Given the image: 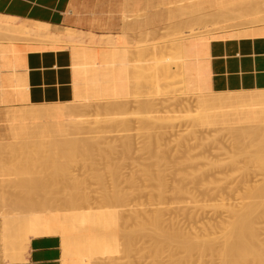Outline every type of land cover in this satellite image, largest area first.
I'll return each instance as SVG.
<instances>
[{
    "label": "rangeland",
    "instance_id": "obj_1",
    "mask_svg": "<svg viewBox=\"0 0 264 264\" xmlns=\"http://www.w3.org/2000/svg\"><path fill=\"white\" fill-rule=\"evenodd\" d=\"M216 1L217 0H145L144 9H140L139 11H137V9H129V11L124 12V16L130 18L129 23L131 24L119 29L115 35L103 36V38L108 37L107 42H110L114 41L116 39V36L119 37V34L125 33L129 41H127V43L124 42V44L122 42L120 46H128L132 50V56L130 55V58L132 60L130 61V64H132V74L128 75L129 78H124L125 80L122 79L124 82H121L120 79V85L122 83L125 84L121 85L123 86L124 90L122 89L121 91H119L117 95H112L113 97H108L109 94H112L111 91H108L110 92L109 94L107 93L108 96L106 98H102V90L98 91L96 88L90 89L84 83L79 82L80 80L82 81L87 78L92 80L95 87L98 86V81L97 79H95V76H92V73L87 70V67H95L97 66L96 64L84 63L79 65L73 63L76 95L74 100L72 101H84L89 102L93 105L89 106V108L92 109L90 113L91 115L93 114V116L88 115L89 119L88 117H86L87 115L85 117L87 120L86 124H89L88 126L91 125L92 127H95H90V129L84 130L85 132L76 133L77 135L79 134L78 138H76V134H70H74L73 137L76 136V140L85 136H87L86 138H88V136L91 137L89 138L90 141H86L87 139L85 140L84 138V140L86 142H89V144L92 143L91 140L95 137L101 140L103 139L104 143L100 142L101 140L97 141V139L95 138V142L100 143L94 146H92L93 144H90L91 149L95 150L93 151L94 156L92 157V159L90 158L89 161L88 159L84 160L82 158H79L78 161H75L71 164L72 167H70L72 168V172L74 171V174L77 173L80 178H83V180L79 184L83 192L87 193V195L85 193L87 198L81 205L77 206L76 208L72 207V209H68L67 207H65L67 208L66 210H64L65 208L61 209V207H64L63 200L64 198L66 199L68 197L67 194L72 191L69 192L68 190H66L67 192H64L62 190L64 193L60 192L62 193L61 196L60 193H58L61 189H64L62 188L63 177L60 176V174H58L59 171H57V167L59 168L60 163L55 159L54 164L56 161L58 162L55 164L56 170H54V164L52 165V162H49L50 166H54L53 168H51L55 171V173L57 171L56 176L53 175L55 176L54 178H56V180L52 177V174H55L54 171H52L53 173H51V171L45 170V167L47 166L46 161L51 158L50 152H58V150L54 151L52 147L56 149L60 147L62 149L65 138L67 139L70 134H59L60 139L62 138V136H65L63 137V140L61 139V141L60 139H57V135L56 139L58 141L56 140V144H51L50 142L41 144L42 146H48L49 144V149H52L54 152L50 151L48 147L46 149V146L35 148V150L45 148L46 152L49 151L47 153H43L46 156L45 160V156L43 155V158L41 156L42 153L40 154L41 151H35L33 149L35 146H39L40 144L37 145L36 143H34L35 141H32L31 144H24V140L22 138L13 137L10 130L11 124L21 121L19 115H12V111H15L16 109L20 110L32 108V106H30L29 104L21 102V99L24 96L25 79L23 75L19 73L17 74L16 70L18 67L24 65L25 56L28 52L27 47L34 46L35 44L37 45L39 42L25 37L21 38L18 41V39L20 38L18 36L17 40H9L12 36H10L9 39H6L3 33L2 35L4 36L0 35V100L2 102L0 103V149L4 151L3 153H0V155L2 156L1 159H5L4 161L9 165L8 170L6 168L2 174V170H0V179H3V183L0 184V230L6 243L8 242V244H10L11 242L8 239V234H5L7 228L5 229L6 226L4 227L5 217H3V215L11 216L18 209L20 211H18L19 213L17 212L18 214H26L28 212L30 213V211L32 212V210H30L29 207H31L33 211L53 207L49 209H53L54 211L58 210L57 212L59 213L61 212L62 214H69L72 216L83 215L86 212L95 213L97 216L102 213L110 215L108 220L103 221V226L105 227V230H110V232H114V230L116 229L114 235L115 233L117 235L119 234L118 237L115 236L118 239L114 237L116 239V242L113 238L114 242L112 244H105V242H101L104 244L101 248H99L100 246L98 247V245H94L96 246L94 249H92L93 247H90L89 251H84L85 253L83 252L81 254L80 252H78L79 254L77 253V255L73 252L75 255H72L71 257V259H74L72 264H74V262H81V264H222L223 261L224 264L225 259L221 255L222 251L219 248L222 245L223 240V237L221 236L223 234V226H226V224L229 223V220H232L234 217H238V215L233 216V213L229 211L228 206L230 204H233L236 212L240 213V200L242 199V203L244 204L243 216L246 222L252 223L254 226H258L262 231H264V194L259 195L257 193V189H259L260 186L264 185V89L254 91H234V100H232V102L228 104V107H226V110L224 112L220 113V117H218V120H216L218 123L210 120L214 123L213 124L209 122V120L202 118L204 110L203 108H200V106L201 104H203V102L201 103L200 101H202V99L198 97V93L201 94L202 92H200L199 89H195L197 86H193L194 84L192 85L189 78H186L187 74L165 73L160 68V65H172L175 63V61L179 63H185L183 62V59L179 58V56L184 53L178 52V50L174 49L171 44L174 41H178L186 37V34H188L189 32L187 24L189 25L191 23L190 26H192L193 21H195L196 25L198 26L197 22H200L202 25H206V22L210 23L212 22L211 20H220V18H217V16L211 15L213 17H209V13L211 14V12L213 11L216 12L219 9L220 11L225 12V10L221 9L228 5V1L225 0L226 4L224 3V0L219 3ZM245 1L246 0H232V2L229 1L230 3L228 6L230 7V5L237 3L236 6L238 7V4H242V2L245 4ZM247 1H249L247 2V4L250 3V0ZM252 1L253 0H251V2ZM255 1H257L258 6L256 4H253V6L254 8L258 9L251 8L252 4L250 3L248 5L250 6L249 10H247L248 8L240 10V8L238 7L239 12H244L247 10V13L252 12L250 14L251 16L255 14V17L257 19L259 18V16L264 17V1ZM255 1L253 2L255 3ZM222 2L225 5L221 4L219 6V4ZM236 6H234L233 8H236ZM239 6L241 7V5ZM229 7H227L226 10H229ZM231 8L232 6L230 7V9ZM202 11H204L203 13L209 12L207 13L206 18L211 20L208 21V19L206 18L204 20L205 16H203L202 18H198L200 14H202ZM237 11L233 9L234 13L232 12V15H238L237 17H233L232 15H230L231 13L229 10V15L233 18L228 16V14L226 13L228 17L226 16L224 19L227 18L228 21L223 19L222 25L219 20L217 21L219 22L221 27H226L224 28V30H227V32L225 31L224 33L225 37L235 36L234 34L231 35V31L233 33L235 29H243L248 25L242 27L240 23L251 21V19L249 20V18L251 17L249 16V14L245 12L244 14L242 12V15L239 16V14L241 13H238ZM256 12L259 15H256ZM224 14L223 16H221V18L224 17ZM153 15L155 16V20H152L151 18ZM196 15L197 17H195ZM189 17L191 18V22L188 21L190 20ZM229 17L230 20L228 19ZM254 18L252 19L254 20ZM201 19H203L204 22L206 21V24H203V22H201ZM184 20L188 22L185 23ZM216 21L215 23H213L215 27L220 26L216 23ZM230 21H235L236 23L234 22L233 24L237 26L232 27L233 24H230ZM153 23L155 24V26H153ZM175 23L177 25H175ZM183 23L186 25H184ZM200 23L199 25H201ZM263 23L264 21L259 22L253 27L263 25ZM196 25L194 24V27H197ZM68 33L73 34L74 31L70 29ZM216 33H218V31H216ZM15 35L16 34H14L13 38L16 37ZM128 42L130 43L128 44ZM12 43H14L15 45H13ZM93 58H91V60ZM96 60L101 61L100 59ZM122 63L125 64V62ZM122 63L118 62V64ZM142 65H144L146 69H144ZM138 66H140V70L137 69V71H135ZM7 68L12 69V74L9 76L4 74V70ZM103 74L105 76L107 72H104ZM116 81L118 80H115L114 82L116 83ZM224 92L227 93V91ZM208 93H210V91H208ZM200 94L199 96L201 97ZM168 97L173 98L168 99ZM164 98H166L165 101H163ZM180 99L182 100V103L188 104L182 105L180 103ZM185 99L187 100L186 102ZM168 100L171 102L173 100L174 101L172 103H168ZM143 101H145L146 103H148L149 101L151 104L152 102H154V105H150V107V103L145 104ZM101 102L102 105L105 102V105L109 104V106L106 107L102 106L105 109L109 108L106 109L107 111L102 110V107L99 104ZM120 103L122 105H125L124 108L122 105H120ZM142 103H144L146 106L148 105L146 109L147 111L144 110L145 108H142L143 105L140 106ZM111 105H113L112 107L115 106L116 108L119 105V107L123 109H120L118 107L119 110L114 108L112 109V111L110 110ZM186 105L189 106L187 107ZM98 106L99 108L101 107L100 109L102 111H105L106 113L98 109ZM44 107L49 106L44 105ZM184 107L187 109H185ZM189 107L191 108L189 109ZM125 108H127L126 111ZM97 109L104 115L100 116L98 122H93V120L97 121V119H95V117H97L95 116L97 115L95 112L97 111ZM108 111H110V114ZM20 113L21 112H19V114ZM159 117H161L162 119ZM90 118L92 119V121ZM125 118L127 121L122 122L123 120H125ZM149 120H151L152 122ZM85 121H83L84 125H86ZM126 123L128 124V126L126 125ZM114 124L116 127L119 125L117 127V129L119 128L118 130H114V128H116ZM88 130L89 133L90 131L92 133L89 134L88 132H86ZM92 134H94V136ZM118 134L121 137H124L123 134H126L127 136L125 135L124 138H121V141V139L118 138ZM150 137H152V139ZM75 138H73V140ZM125 138H130L129 140L132 143H124ZM201 138L202 141H200ZM131 139H133L134 141ZM9 140L12 142L11 145L14 142V146L17 145L18 147L30 144V146L28 145L27 148L30 147L29 149H31L32 146V151H34L33 154H35L33 155L31 153L32 156L29 157L30 159L24 158L23 161L20 160L23 159V157L21 158L17 155L14 156V153H10L13 145H9ZM17 140L18 142L20 141L18 144H16ZM81 140H78L77 146L80 145L81 147V145H83L84 149L87 144L79 143ZM84 140H82V142ZM112 143L114 144L112 145ZM123 143L125 144V149L127 150L123 149ZM57 144L58 146H56ZM6 146L10 150H8ZM191 146H193V148H191ZM80 147L78 146L79 150L81 149ZM24 148H26V146ZM60 148L59 153L61 152ZM88 148H90V146H88ZM100 150L102 153H104H99ZM123 150L125 154L123 153ZM126 151L128 153H126ZM164 152L166 153L167 158L163 160L158 155H161L160 153ZM4 153H6V156H3ZM59 153H57V155ZM111 153L113 154V156L110 155ZM230 153L235 157L234 165L230 166V164L228 163L222 166V170L220 168V170H218V166H215L211 163L212 160H220V162L224 160V163L226 161L228 162V159L231 160L232 157V155H228ZM28 154L23 156L27 157ZM107 154L110 157H107ZM38 155L41 156L42 159ZM54 155L56 154L54 153L51 159L54 158ZM112 157H114V159ZM95 159L97 161L96 165L94 161ZM17 160H19L20 163ZM107 160L111 161L107 162ZM15 161H17L18 164ZM92 161L94 163H92ZM13 162L15 163L13 164ZM23 164L27 167L23 166ZM92 164H94L96 167ZM49 165L47 166V168L49 167ZM51 168L49 167L50 170ZM109 169H114L115 174L116 172L119 173L116 174L117 176H115V181L113 180L114 175L112 174L111 176L112 172ZM147 169H150L149 171L151 174L152 172L155 174L161 172L166 179V184L161 186L155 178H152L150 173L146 174L148 173ZM95 171L102 172L101 174L104 175L103 177H105L103 178L104 181L101 180L100 182V180L94 177L93 174L95 173ZM48 172H50V176H48ZM79 172L82 174H79ZM44 174H48L47 176L49 177V179H51L52 177L54 179V181L53 179H51L53 183H55V181L59 182L62 179L60 181L61 183H55L56 185L61 184V187H57L58 190L55 191L56 189L54 187H56V185L52 184L54 190L51 185L52 189L49 188V190L47 189L46 191H44L45 194L49 191V193L47 194L50 196H45L44 193L40 192L37 193L34 197L35 193H32L34 197L33 199L32 195L28 196L30 194L28 190H25V185L30 184L36 179H40V177H42ZM57 174L58 177L60 176L59 180ZM132 178H134V182H132ZM1 181L2 180H0V182ZM115 184L117 185V187H115ZM14 191L16 192V194L14 193ZM26 191H28V195H26ZM50 191L51 194L53 193L52 195L50 194ZM22 192H24L25 195H23ZM57 193L59 196L57 195ZM105 193H109V195L117 193L119 194V198L114 200L113 202L106 203L103 200ZM11 195L14 196L10 198ZM39 195L41 199L39 198L40 202L38 203H41L42 206L44 203H42V201L46 200L47 197V200L44 204L45 208H42L41 205L39 206L40 208H38V204H36L35 198L39 197ZM63 195L66 197H64ZM24 196L26 198H30L29 201H31V203H28V199L25 202L23 199ZM55 196L60 198L58 199ZM18 197H21L19 200L21 201L23 199V202L28 204L29 207L27 208L28 205L22 204V201V205L20 204V201H18L16 203L17 205H19L16 206L15 201L18 200ZM50 198H52V200ZM48 199L52 204L48 203ZM58 200L61 201H59L58 203ZM32 201L35 202V206L38 209H35L36 207H32L31 204H34L32 203ZM62 201L63 205L61 204ZM8 202H10V204ZM58 204L59 206L60 204L62 205L60 206V209L58 207ZM225 204L228 206H226ZM8 205L11 206V208H8ZM56 206L58 207V209ZM248 207H252V210L253 207L256 208L254 212L252 211L251 213L249 212ZM22 208L25 209L23 210ZM113 215L118 216L119 219L116 221L118 224L114 223V221L112 220L111 217ZM156 216L160 218L161 223V232L159 233V235H156V233H154L152 225L147 224L149 218ZM227 219L228 221H226ZM226 229L224 230L226 231ZM125 230L132 231L135 234V238H133V241L131 239L132 244L130 245L129 249L126 247V245H128L129 247V244H127L128 242L124 244V241L126 239L124 237ZM174 230H180L184 235L189 236L190 239H193V241L195 242L197 241V244L199 243L200 245H204L205 242L213 240L212 242L215 248H205V251H201L202 249L193 251L192 249L188 248L190 251H186L187 247H183V245H187V238L176 240L167 237V234L170 231ZM261 237H263L262 240L254 239L250 241L249 238L246 237L243 241L239 242V252L241 253L240 255H238L235 264H264V232L262 233ZM15 239L17 240V238L15 237L12 243L14 242L16 244ZM190 239L188 238V241H190ZM191 243L193 242L191 241ZM117 244L119 245V247L117 246ZM64 264L71 263H66L64 261Z\"/></svg>",
    "mask_w": 264,
    "mask_h": 264
},
{
    "label": "bare ground",
    "instance_id": "obj_2",
    "mask_svg": "<svg viewBox=\"0 0 264 264\" xmlns=\"http://www.w3.org/2000/svg\"><path fill=\"white\" fill-rule=\"evenodd\" d=\"M221 1H223V0H217L216 2H221ZM228 1V5H229V1H231L232 2V0H227ZM253 1H255V0H253ZM252 1V2H253ZM260 1V0H259ZM258 1V2H259ZM264 1V0H263ZM215 2V3H216ZM226 1L224 0V3H225ZM235 2V1H234ZM233 2V3H234ZM244 2V1H243ZM242 2V4H244ZM247 2H249V1H245V4H246V6H245V4L244 5H242L241 3L240 4H238V7L240 8V10L241 9H247V10H249V7L250 6H248L250 3L252 4L251 6V8H254V6H253V4H256L257 6H258V3H257V1H255V3L253 2H251V0H250V3H248L247 4ZM261 2V1H260ZM214 3V4H215ZM223 2L222 3H220L219 4V6L221 5V4H223V5H225ZM217 4V3H216ZM211 5H212V3H211ZM228 5H226L227 7H229ZM236 6L237 5V3H235V4H232V5H230V7L232 6V10L230 9V7H229V10H230V15H232L234 12H233V9H235V11H237L239 8L236 6V8H233L234 6ZM239 5H241V7H243V8H241ZM259 5H260V3H259ZM215 6V5H214ZM223 7V8H225V9H221V10H225V12L224 11H220V9L219 10H217L216 12L215 11H213V12H211V14L209 13V12H206V13H203L204 11H202V14H200V16L198 17V18H202L203 16H205L204 17V20H205V18H206V15H207V13H209V17H213V16H217V18H220V20L219 19H217V21L219 20V22H221V25H222V23H223V19L227 16V14H228V16H230L229 15V10H226V8L227 7ZM244 6H245V8H244ZM256 6V7H257ZM261 7V6H260ZM263 7V6H262ZM237 9V10H236ZM254 9H258V8H254ZM253 9V10H254ZM260 9V8H259ZM264 9V8H263ZM262 9V10H263ZM246 10V11H247ZM253 10H250V11H253ZM226 11H228V12H226ZM246 11H244L245 13H247ZM259 11V10H258ZM261 11V10H260ZM233 12V13H232ZM238 13H241V14H239V16L240 15H242V12L243 11H241V12H239V10L237 11ZM243 12V13H244ZM255 12V11H254ZM262 12V11H261ZM225 13V14H224ZM227 13V14H226ZM237 13V14H238ZM244 13V14H245ZM252 12H250V13H247V14H249V16H251L250 14H251ZM264 13V12H263ZM222 14V15H221ZM223 14H224V17H222L221 18V16H223ZM244 14H243V17H244ZM246 14V15H247ZM211 15H213V16H211ZM256 15H259V14H257V12H256ZM261 15V14H260ZM263 15V14H262ZM227 16V17H228ZM233 17H237L238 15H232ZM232 16H230V17H232ZM254 17H255V14L253 15ZM253 16H251L250 18H249V20L251 19V21H248V22H243V23H240V22H238V23H240V25L243 27V26H245V25H248L247 27H245V28H243V29H239V30H234V32L232 33V31H231V35H235V36H243V35H249V36H253V35H257V34H260V35H262V34H264V23H263V25H259V26H255V27H253L254 25H257L259 22H263L264 21V17H262V16H259V18L257 19L256 17V19L253 17ZM264 16V15H263ZM195 17H197V15L195 16ZM208 17V16H207ZM230 17L228 18L229 20H230ZM232 17V18H233ZM246 17V16H245ZM258 17V16H257ZM261 17V18H260ZM192 18H193V16H192ZM252 18H254V20L252 19ZM263 18V19H262ZM187 19V18H186ZM189 19L190 20H188V21H190L191 22V18L189 17ZM197 19V18H196ZM206 19H208V18H206ZM237 19V18H236ZM235 19V20H236ZM202 21L201 22H203V24H206V25H202L200 22V24L201 25H199V23L197 22V24H198V26L196 25V23H195V21H193L192 22V26H190L191 25V23L188 25L187 24V27L189 28L188 30H189V32H188V34H186V37L185 38H183V39H181V40H178V41H174L172 44H171V46L174 48V49H176V50H178V52H183L184 54H182L181 56H179V58H181V59H183V62H185V63H179V62H177V61H175V63L174 64H172V65H160V68L165 72V73H186L187 75H186V78H189V80L191 81V83H192V85L193 86H197L195 89L197 90V89H199V91L200 92H202L201 94L200 93H198V97L199 98H201L202 99V101H200L201 103L203 102V104H201V106H200V104H199V106H200V108H203V114H202V118H204V119H207V120H209V122H211L210 120H212V121H214V122H216V123H218L216 120H218L217 118L218 117H220V113L221 112H224L225 110H226V107H228V104L230 103V102H232V100H234V98H235V93H234V91H227V93L226 92H224V91H220V92H218V91H214L213 89H212V87H211V84H210V72H209V68H208V61H207V57H208V55H209V51H208V48H209V43H210V41L212 40V39H214V38H224L225 37V35H224V33H225V31L227 32V30H224V28H226L225 26L224 27H221V25L219 24V22H217L215 19V21H216V23L217 24H219L220 26H217V24H216V26L217 27H215V25L213 24V23H215V21H213V20H211V19H208V21L209 20H211L212 22H210V23H212V24H210V23H208V22H204L203 21V19H201ZM224 20H227V18L226 19H224ZM188 21H185L184 20V22L185 23H187ZM198 21H200V20H198ZM228 21V20H227ZM183 22V21H182ZM235 22V21H234ZM233 21L231 22L230 21V24H233L234 23ZM197 26V27H194V24ZM229 23V22H228ZM228 23H227V25H228ZM236 23V22H235ZM237 23V24H238ZM184 24V23H183ZM175 25H177L176 23H175ZM180 25V24H179ZM184 25H186V24H184ZM213 27H212V26ZM240 25H238V26H240ZM183 26V25H182ZM229 26H231V25H229ZM235 26H237V25H232V27H235ZM192 27V28H191ZM72 31H74L73 29H71ZM68 31H70V29L69 28H67L65 31H56V32H58V34H60V35H62L63 33H65V32H68ZM216 31H218V33H216ZM2 33L5 35V37H6V39H9V37L10 36H12V37H10V39L9 40H17L18 39V37H20L19 39H18V41L21 39V38H30L31 40L33 39V41L35 40V41H38L39 43L36 45L35 43H33V44H35L34 46H29V47H27V50H31V49H45V48H57V47H64V46H69L70 48H71V52H73V59H74V61H73V63L74 64H79V65H81V64H90V63H94V64H96L97 66H95V67H87V70L90 72V73H92L91 75L92 76H95V79H97V81H98V83H97V85L98 86H94L93 85V82H92V80H90V79H84V80H80L79 82L80 83H84L87 87H89L90 89L91 88H96L98 91H103V94H101V96H102V98H106L107 96H108V94L110 93V92H108V91H111L112 92V94H109V96L108 97H110V96H114V95H117V93L119 92V91H121L122 89H123V86H121L122 84L123 85H125L124 83H122L121 85H120V83H119V81H120V79H121V82L123 81L122 79H126V78H129L128 77V75H130V74H132V68H131V66H132V64H130V61H132L131 60V58H130V55H131V53H132V50L130 49V47H128V46H120V44L123 42V44H124V42L125 43H127V41H129L128 39H127V35L125 34V33H122V34H119V37H117L116 36V39L114 40V41H110V42H104V43H91V44H89V43H85L82 39H80V38H69V39H63V38H61V37H59V38H52L50 35H41L40 33H33L31 30H30V28L27 26V25H24V24H17V23H13L12 21H11V19L10 18H7V17H5V16H1L0 15V35L1 36H4V35H2ZM14 34H16L15 36L17 37H14V38H16V39H14L13 38V36H14ZM50 34H52V33H50ZM128 35H129V33H128ZM227 36V35H226ZM8 37V38H7ZM12 38V39H11ZM94 38V37H93ZM24 41H25V39H24ZM93 41V40H92ZM14 42V41H13ZM21 42V41H20ZM32 42V41H31ZM130 42H128V44H129ZM13 45H15L14 43H12ZM22 44V43H21ZM25 44V43H24ZM122 44V45H123ZM127 44V45H128ZM132 56V55H131ZM212 56V55H211ZM94 57V58H93ZM91 58H93L92 60H91ZM84 61H83V60ZM96 59H100L101 61H98V60H96ZM122 59V60H121ZM82 60V61H81ZM118 60H121V61H118ZM87 61V62H86ZM118 62H125V64L124 63H122V64H118ZM72 63V64H73ZM132 63V62H131ZM143 67H144V69H146V67L144 66V65H142ZM141 66V67H142ZM174 67H176V68H174ZM140 68V66H138L136 69H135V71H137V69H139ZM140 70V69H139ZM141 70H143V69H141ZM134 71V70H133ZM104 72H107V74H105V76H104ZM143 73V72H142ZM142 75H144V74H142ZM103 76H104V79H103ZM124 79V80H125ZM115 80H118V81H116V83L117 84H119V85H117L114 81ZM24 82H25V80H24ZM124 82V81H123ZM25 85H24V96L22 97V99H21V102L23 103V102H25L26 101V96H25V90H26V83H24ZM103 87H104V89H103ZM74 89H75V86H74ZM124 90V89H123ZM208 91H210V93H208ZM105 92H106V94H105ZM204 92V93H203ZM108 93V94H107ZM199 94L201 95V97L199 96ZM119 95H120V93H119ZM112 96V97H113ZM117 97V96H116ZM169 98H173V97H168V99ZM187 98V97H186ZM165 99L166 98H164V100L163 101H165ZM200 99V100H201ZM110 100V99H109ZM113 100H115V99H113ZM119 100V99H118ZM181 100V99H180ZM16 101V100H15ZM101 101V100H100ZM105 101V100H104ZM162 101V102H163ZM167 101V100H166ZM174 101V100H173ZM172 101V102H173ZM179 101V100H178ZM187 100L185 99V102H186ZM17 102V101H16ZM145 104H149L150 102L148 101V103H146L145 101H143ZM169 102H171V101H169L168 100V103ZM171 102V103H172ZM199 102V103H200ZM0 103H2L1 102V100H0ZM18 103V102H17ZM106 103V102H105ZM105 103L102 105V102L101 103H99L100 105H101V107L102 106H104V107H106V106H109V104L107 105H105ZM110 103V102H109ZM112 103V102H111ZM113 103H114V101H113ZM112 103V104H113ZM144 103H142L140 106H142L143 105V109L144 110H146L147 109V107H148V105L146 106ZM154 102H152V104L150 103L149 104V106L151 105H154L153 104ZM164 103V102H163ZM180 103L183 105L184 103H182V100L180 101ZM94 104V103H93ZM116 104V103H115ZM165 104V103H164ZM185 104H188V103H185ZM184 104V105H185ZM195 104V103H194ZM19 105V104H18ZM30 106H32V108L31 109H20V110H15V111H12V115H14V116H17V115H19V117H20V119H21V121L20 122H14L13 124H11L10 125V130H11V133H12V136L13 137H15V138H22L24 141H23V143L24 144H27V143H30L31 144V142L33 141H35L34 143H36L37 145L38 144H40L39 146H35L33 149L35 150V148H39V147H45L44 145L42 146L41 144H46V142H50L51 144L52 143H54V144H56V140L57 139H60L59 138V134L61 135V134H64L65 135V133H67L68 135L70 134V133H74V134H76V133H81V132H85L84 130H86V129H90V127H92L91 125L90 126H88L89 124H86L87 123V120H86V117H88V115H90V116H93V114L91 115V110L92 109H90L89 108V106L91 105V106H93L91 103H89V102H84V101H81V102H78V101H69V102H63V103H53V104H29ZM44 105L45 106H49V107H44ZM97 105V104H96ZM120 105H122L121 103H120ZM182 105H181V107H182ZM193 105V104H192ZM196 105V104H195ZM113 105H111V109L110 110H112V109H114V108H116L115 106L114 107H112ZM123 106V108H124V106L125 105H122ZM144 106H146V107H144ZM150 106V107H151ZM167 106H169V105H167ZM187 106V105H186ZM189 106V105H188ZM187 106V107H188ZM198 106V105H197ZM196 106V107H197ZM22 107V106H21ZM24 107V106H23ZM100 107V108H101ZM118 107H119V105H118ZM116 108V109H118L119 110V108ZM149 107V108H150ZM30 108V107H29ZM98 109H100L99 108V106L97 107ZM123 108H120V109H123ZM185 108V107H184ZM191 107H189V109H190ZM97 109V111H95L96 112V114L97 115H95V116H97V117H95V119H97V121L96 120H93V122L95 121V122H98L99 121V118H100V116L101 115H104V114H102V112H105V111H107L106 109H109V108H103L102 107V110H105V111H102L101 109V111L102 112H99V110ZM129 109V108H128ZM185 109H187V108H185ZM188 109V110H189ZM127 110V108H125V111ZM149 110V109H148ZM160 110V109H159ZM187 110V111H188ZM113 111V110H112ZM147 111V110H146ZM191 111V110H190ZM7 112H8V110H7ZM19 112H21L20 114H19ZM95 112H94V114H95ZM109 112V114H110V111H108ZM106 113V112H105ZM118 113V112H117ZM146 113H148V112H146ZM115 114V113H114ZM119 114V113H118ZM122 114V113H121ZM87 115V116H86ZM113 115V114H112ZM81 116V117H80ZM86 116V117H85ZM114 116V115H113ZM149 116V115H148ZM79 117V118H78ZM84 117V118H83ZM151 117V116H150ZM158 117V116H157ZM80 118H83V119H80ZM92 118V117H91ZM90 118V119H91ZM124 118V117H123ZM159 118H161V117H159ZM7 119V118H6ZM88 119H89V117H88ZM94 119V118H93ZM108 119V118H107ZM121 119V118H120ZM158 119V118H157ZM162 119V118H161ZM82 120V121H81ZM86 120V121H85ZM129 120V119H128ZM147 120V119H146ZM79 121H81V122H79ZM83 121H85V124L86 125H84V123H83ZM90 121V120H89ZM91 121H92V119H91ZM101 121V120H100ZM116 121V120H115ZM119 121V120H118ZM126 122L127 120H126V118H125V120H123L122 122ZM149 121H151V120H149ZM110 122V121H109ZM121 122V123H122ZM135 122V121H134ZM148 122V121H147ZM152 122V121H151ZM160 122V121H159ZM163 122V121H162ZM161 122V123H162ZM89 123H91V122H89ZM103 123V122H102ZM112 123V122H111ZM115 123V122H114ZM120 123V122H119ZM130 123V122H129ZM150 123V122H149ZM211 123H213V122H211ZM101 124V123H100ZM117 124V123H116ZM214 124V123H213ZM93 125H95V124H93ZM122 125H124V124H122ZM126 125L128 126V124L126 123ZM151 125V124H150ZM160 125V124H159ZM100 126V125H99ZM114 126H115V124H114ZM113 126V127H114ZM119 126V125H118ZM117 126V127H118ZM141 126V125H140ZM93 127H95V126H93ZM92 127V128H93ZM111 127V126H110ZM116 127V126H115ZM117 127L116 128H114V130L116 129V130H118L117 129ZM121 127V126H120ZM123 127V126H122ZM163 127V126H162ZM124 128V127H123ZM133 128V127H132ZM121 129V128H120ZM124 130V129H123ZM129 130H130V128H129ZM181 130V129H180ZM86 132H88L89 133V130L88 131H86ZM88 133H87V135H88ZM90 133H92L91 131H90ZM89 133V134H90ZM74 134L73 135H69L68 136V138L67 139H69V140H67L66 138H65V140H64V144H63V146H64V148H63V146H62V149L60 148V153H59V148H53L52 146L54 145H52L51 147H52V149L55 151V150H58V152L57 151H53L52 149L50 150L49 149V144H48V146H46L45 148L47 149V147H48V149L50 150V151H53L56 155H57V153H59L57 156L56 155H54V160L53 159H51L52 157H53V154L54 153H52V152H50L51 153V158H49V160L48 161H46V164H47V166L50 164L49 162H52V165L54 164V161H55V159L56 160H58L59 161V168L57 167V171H59L58 172V174H60V176H62L63 177V183H62V188H64V189H61L58 193H60V192H62V193H64L66 190H68L69 192L70 191H72V192H70V193H68L67 194V198L65 199L64 198V203H63V201L61 202V204L63 203L64 204V207H61V209L63 208H65V207H67L68 209H72V207L74 208H76L77 206H79V205H81L83 202H84V200L87 198V193H86V195H85V193L83 192V190H82V188L80 187V182L83 180V178H80L79 177V175H77V173L76 174H74L73 172H72V166H71V164L73 163V162H75V161H78V159L80 158H82V159H84V160H89L90 158L92 159V157L94 156V153H93V151H95V150H92L91 149V145L92 146H94V145H96V144H99L100 142H103V139L101 140V139H99V138H96L97 139V141L98 140H101L99 143L98 142H95L96 140H95V138L94 137H92V138H94V139H92L91 140V142L92 143H90L89 144V142H86V141H90V139L89 138H91V137H89L88 136V138H86L87 136H85V137H83V138H79V139H77L76 140V138H78L79 136V134L77 135V137L75 138V137H73L74 136ZM151 134V133H150ZM57 135H58V138H57ZM93 136H94V134H92ZM116 135V134H115ZM119 135V134H118ZM125 135L126 134H123V136L125 137ZM152 135V134H151ZM11 136V137H12ZM56 136V137H55ZM113 136V135H112ZM127 136V135H126ZM132 136V135H131ZM159 136V135H158ZM61 137V136H60ZM63 137H65V136H62V140H63ZM69 137H71V138H69ZM114 137V136H113ZM117 137V136H116ZM124 137H121L120 135H119V137L118 138H124ZM129 137V136H128ZM161 137V136H160ZM204 137V136H203ZM14 138V139H15ZM57 138V139H56ZM73 138H75L74 140H73ZM84 138H85V140H84ZM117 138V139H118ZM151 139H152V137H150ZM149 138V139H150ZM155 138V137H154ZM61 139H60V141H61ZM84 140L83 142H82V140ZM89 139V140H88ZM130 139V138H129ZM128 138H125L124 139V143H126L127 142V144L128 143H132V142H130V140H129ZM161 139V138H160ZM78 140H81L79 143H82V144H87L86 146H87V148H86V146L84 147V149H83V145H81V147H80V145H78L81 149L79 150V148H78V146H77V142H78ZM94 140V141H93ZM105 140V139H104ZM131 140H133V139H131ZM58 141V140H57ZM59 141V142H60ZM107 141V140H106ZM121 141H122V139H121ZM134 141V140H133ZM154 141H155V139H154ZM153 141V142H154ZM200 141H202V138H201V140ZM20 142V141H19ZM18 142V140L16 141V144H18L19 143ZM59 142H58V144H59ZM94 142V143H93ZM113 142V141H112ZM4 143H6V142H4ZM3 143V144H4ZM8 143V142H7ZM9 145L10 146H12L13 145V147H15V148H11V150L10 149H8L7 148V146H6V148L8 149V150H10V153H14L13 155L15 156V155H17V156H20L21 158L23 157V159H20V160H24V158H28V159H30L29 157H31L32 155H31V153L33 154V152L34 151H32V146H31V149H29V148H27L28 147V145L30 146V144H28V145H25L26 146V148H24L25 146L24 145H22V144H20V145H22V146H19V147H21V148H19L17 145V148H16V146H14V142H13V144L11 145V141L9 140ZM104 143V142H103ZM123 143V144H124ZM134 143V142H133ZM146 143V142H145ZM155 143H156V141H155ZM50 144V145H51ZM58 144L56 145V146H58ZM61 144V143H60ZM114 143H112V145H113ZM202 144V143H201ZM8 145V144H7ZM111 145V146H112ZM155 145V144H154ZM203 145V144H202ZM9 146V147H10ZM24 146V147H23ZM55 146V145H54ZM60 146V145H59ZM76 146H77V148H78V150H77V148H76ZM88 146H90V148H88ZM127 146V145H126ZM148 146V145H147ZM146 146V147H147ZM150 146V145H149ZM157 146V145H156ZM155 146V147H156ZM194 146V145H193ZM193 146H191V148H193ZM128 147V146H127ZM131 147V146H130ZM45 148H40V149H36L35 151H37V150H39V151H41L40 152V154H41V156L44 158V156H45V154H43V153H47V152H49V151H47L46 152V149ZM97 148V147H96ZM115 148H116V146H115ZM153 148V147H152ZM191 148H190V150H191ZM123 149L124 150H127V149H125V144L123 145ZM157 149V148H156ZM124 150H123V153H124ZM159 150V149H158ZM32 151V152H31ZM107 151H109V150H107ZM129 151V150H128ZM161 151V150H160ZM4 151H2V149H0V153H3ZM9 152V151H8ZM7 152V153H8ZM113 152V151H112ZM116 152V151H115ZM9 153V154H10ZM16 153V154H15ZM20 154V155H18V154ZM21 153H22V155H21ZM28 153H30V154H28ZM49 153V154H50ZM99 153H102L101 152V150L99 151ZM104 153V152H103ZM102 153V154H103ZM108 153V152H107ZM126 153H128L127 151H126ZM159 153V152H158ZM229 153V152H228ZM6 153H4V155L3 156H6L5 155ZM26 154H28L27 155V157L25 156H23V155H26ZM35 154V153H34ZM33 154V155H34ZM101 154V155H102ZM125 154V153H124ZM161 155H158L159 157H161L163 160L164 159H166L167 158V156H166V153L164 152V153H160ZM30 155V156H29ZM44 155V156H43ZM111 156H113V154L111 153L110 154ZM228 155H232V157H231V160H229L228 159V162L226 161L225 163H224V160L222 161V162H220V160L219 161H217V160H212L211 161V163L212 164H214L215 166H218V170H220L221 168L223 169V167L222 166H224V165H226V164H230V166H232V165H234V163H235V157H234V155L233 154H228ZM13 156V157H14ZM16 156V157H17ZM39 156V155H38ZM37 156V157H38ZM41 156H39L41 159H42V157ZM55 156H56V158H55ZM104 156H106V155H104ZM1 155H0V160H1V162H0V170H2V172H1V174L3 173V171H5V169L7 168V170H8V168H9V165L4 161L5 159H1ZM107 157H110V156H108V154H107ZM107 157H106V159H107ZM190 157V156H189ZM230 157V156H229ZM228 157V158H229ZM5 158V157H4ZM60 160H59V159ZM113 159H114V157H112ZM7 159H8V157H7ZM12 159V158H11ZM110 159V158H109ZM161 159V160H162ZM13 160V159H12ZM45 160H46V156H45ZM45 160H43V161H45ZM53 160V161H52ZM8 161H10V160H8ZM18 162H19V160H17ZM17 161H15L16 163H17ZM22 161H21V163H22ZM58 161H56L55 162V164L58 162ZM80 161V160H79ZM90 161V160H89ZM95 161V165L97 164V161H96V159L94 160ZM109 161H111V160H107V162H109ZM168 161H169V158H168ZM15 162H13V164L15 163ZM20 163V162H19ZM92 163H94L93 161H92ZM9 164H11V163H9ZM18 164V163H17ZM44 164V163H43ZM46 164H45V166H46ZM54 164V168L52 167V165L50 166L49 165V167L51 168H53L54 170H56V165ZM57 164V165H58ZM107 164V163H106ZM114 164V163H113ZM16 165V164H15ZM92 165H94V164H92ZM94 165V166H95ZM108 165V164H107ZM17 166V165H16ZM22 166V165H21ZM23 166H26V165H24L23 164ZM47 166L45 167V170H49V171H51V173H53L52 171H54L52 168H51V170L49 169V167L47 168ZM71 166V167H70ZM93 166V167H94ZM13 167V166H12ZM27 167V166H26ZM96 167V166H95ZM11 168V167H10ZM116 168H117V166H116ZM220 168V169H219ZM15 169V168H14ZM43 169H44V167H43ZM97 169V168H96ZM108 169V168H107ZM221 169V170H222ZM20 170V169H19ZM111 172V176H112V174L114 175V181H115V176H117L116 174H119V173H117L116 172V174H115V170L114 169H109ZM108 170V171H109ZM148 170V169H147ZM150 170V169H149ZM148 170V173H146V174H149L150 173V171ZM57 171H56V173H57ZM100 171V170H99ZM119 171H120V169H119ZM147 172V171H146ZM54 173H55V171H54ZM56 173L55 174H52V177L54 178L55 176H56ZM102 172H96L95 171V173L93 174L94 175V177H96L98 180H100V182H101V180L102 181H104V179L103 178H105V177H103L104 175H102L101 174ZM49 174V175H48ZM48 174H44L42 177H40V179H36L35 181H32L30 184H26L25 185V190H28L29 191V194L30 195H28V191H26V195H28V196H31L32 195V197H33V194L32 193H35L34 194V197H35V195L37 194V193H40V192H42V193H44L45 194V192L44 191H46L47 189L49 190V188L50 189H52L53 188V185L52 184H55V183H61L60 181L62 180L61 178V180L59 181V182H56L55 181V183H53V181H54V179L56 180V178H52L51 177V179H53V181L51 180V179H49V177L48 176H50L51 174H50V172H48ZM58 174H57V177H58ZM79 174H82V173H80L79 172ZM154 174V175H153ZM48 175V176H47ZM53 175H55V176H53ZM150 175L152 176V178H155L158 182H159V184L161 185V186H163V185H165L166 184V179L164 178V175L161 173V172H158V173H153L152 172V174L150 173ZM59 176V177H60ZM147 176H149V175H147ZM59 177H58V180H59ZM119 177V176H118ZM120 178V177H119ZM135 178H136V176H135ZM0 180H2L1 182H0V184H2L3 183V179H0ZM132 180V182H134V178H132L131 179ZM50 181H51V183H50ZM5 182V181H4ZM104 183V182H103ZM116 183V182H115ZM51 185H52V188H51ZM56 185V184H55ZM1 186V185H0ZM21 186V185H20ZM5 187V186H4ZM22 187H24V186H22ZM57 187L59 188V187H61V184L60 185H56V187H54L56 190L55 191H57L58 189H57ZM115 187H117V185L115 184ZM2 188V187H1ZM54 188H53V190H54ZM64 192H63V191ZM24 191V190H23ZM25 192V191H24ZM24 192H22L23 193V195H25L24 194ZM67 192V191H66ZM118 192V191H117ZM14 193L16 194V192L14 191ZM20 193V192H19ZM41 193V194H42ZM47 193H49V191L48 192H46V194H45V196L46 195H48ZM58 193H57V195H58ZM62 193H60V196L62 195ZM257 193L259 194V195H261V194H264V185H262V186H260L259 187V189H257ZM21 194V193H20ZM50 194H51V191H50ZM53 194V193H52ZM51 194V195H52ZM55 194V193H54ZM14 196V195H13ZM12 195H11V197L10 198H12L13 197ZM27 196V197H28ZM38 196V195H37ZM36 196V197H37ZM44 196V195H43ZM44 196V197H45ZM48 196H50V195H48ZM59 196V195H58ZM64 196V195H63ZM63 196H62V198H63ZM34 197H33V199H34ZM52 197V196H51ZM55 197H57V196H55ZM64 197H66V196H64ZM6 198V197H5ZM21 197H18V200L17 201H15V205L16 206H18L17 205V203L16 202H18V201H20L19 199H20ZM38 198V199H37ZM37 198H35V200H36V204H38L37 206H38V208H40L39 206L41 205V207L42 208H45V206H44V204H45V202H46V200H47V197H46V200H43L42 201V203H43V206H42V204L41 203H38V202H40V200H39V198H40V195H39V197H37ZM43 198V197H42ZM58 198V197H57ZM56 198V199H57ZM60 198V197H59ZM58 198V199H59ZM104 199V202H106V203H110V202H113L114 200H116V199H118L119 198V194H113V195H109V193H105V195H104V197H103ZM24 201L26 202V200L28 199V201L30 200V198H26L25 196H24ZM23 199L21 200L22 202H23ZM32 199V200H33ZM41 199V198H40ZM44 199V198H43ZM51 200H52V198H50ZM5 200H7V199H5ZM16 200V199H15ZM34 200V201H35ZM37 200H39V201H37ZM53 200H54V197H53ZM62 200V199H61ZM61 200H58L57 202L59 203V201H61ZM13 201V200H12ZM20 201V204L22 203ZM48 203H50L51 201L48 199ZM241 201V205H240V213H237L236 212V210H235V207L233 206V204H230L229 206L228 205H226V206H228V208H229V211L230 212H232L233 213V216L234 215H238V217H234L232 220H229L228 221V219L226 220V221H228L227 223L228 224H226V226L224 225L223 226V234L221 235L222 237H223V240H222V245L219 247L220 249H221V251H222V256L224 257V259H225V263L224 264H235L236 263V261H237V257H238V255H240V253L241 252H239V242L240 241H243L246 237H248L249 238V241L250 240H262V238L263 237H261V235H262V233L264 232V231H262L261 230V228L260 227H258V226H254L252 223H247L246 222V220L244 219V216H243V212H244V204L242 203V201H243V199L242 200H240ZM56 202V203H57ZM2 203H6V202H2ZM9 204H10V202H8ZM28 203H31V201H29ZM32 203H34V204H31L32 205V207H36L35 206V202H33L32 201ZM54 203V202H53ZM12 204H14V203H12ZM22 204H25V205H28V204H26V203H22ZM21 204V205H22ZM47 204V203H46ZM50 204H52V203H50ZM60 204V206H62ZM25 205H24V207H25ZM30 205V206H31ZM9 206V205H8ZM60 206H59V204H58V207H59V209H60ZM29 207V205L27 206V208ZM57 207V206H56ZM58 207H57V209H58ZM8 208H11V206H9ZM26 208V209H27ZM37 207L35 208V209H38ZM49 208H53V207H48V209H38V210H34L33 211V209L31 208V207H29V209L30 210H32V212L30 211V213L28 212V213H26V214H18L20 211H19V209L17 210V211H15L14 213H15V215H14V213L11 215V216H9V215H3V217H5V219H4V221H5V225H4V227H5V229L7 228V231H5V234L7 233V234H10V235H8V237L9 236H11V235H14V236H12V237H9L8 239H9V241L12 243V241H14V238L16 237L17 238V240L15 239V242H16V244L18 243V241H19V239H21V241L22 242H20L21 244L18 246V247H20V246H22V248H23V250L21 249V247H20V249H17L18 250V254H17V251H16V247H14L15 245H11V246H13V247H11V249H13V248H15V252L16 253H14V252H12L10 249H9V251H10V253L11 254H9V256H10V258L12 257V255H13V257H14V255L15 256H17L18 257V259H19V255H22V254H19V253H23L24 255L26 254V251H27V246H28V242L30 241V239L32 238V237H34V236H37V235H45V234H51V235H54V234H57V235H60L62 238H63V240H64V243H65V246H64V261L67 263H73V261H74V259H71V257H72V255H75L74 253H78V252H80L81 254L84 252V251H86L87 252V250L89 251L90 250V247L92 248V249H94L96 246H94V245H98V247L99 248H101L102 247V245H104L103 243H101V242H105V244H112L113 242H114V239L116 238V239H118L117 237H118V235L115 233V235H114V232H116L115 230H114V232H110V230L109 231H107V230H105L104 228V226H103V221H106V220H108V218L110 217V215H107V214H105V213H102V214H100V215H96L95 213H92V212H86L85 214H83V215H79V216H72V215H69V214H62L61 212L59 213V212H57V211H54L53 209L52 210H50ZM54 208H55V206H54ZM67 208H65L64 210H66ZM256 208V207H255ZM255 208L253 207V210H252V207H248V210H249V212H251L252 213V211L254 212V210H255ZM23 209V208H22ZM25 209V208H24ZM23 209V210H24ZM12 210V209H11ZM19 211V212H18ZM22 211V210H21ZM29 211V210H28ZM45 211V212H44ZM18 212V213H17ZM24 212V211H23ZM25 212H27V211H25ZM232 215V214H231ZM232 216V217H233ZM112 220L114 221V223H117L116 221L119 219L118 218V216L117 215H113L112 217ZM115 218H117V219H115ZM225 221V222H226ZM224 223V222H223ZM118 224V223H117ZM147 224L149 225H152V228L154 229V233H156V235H159V233L161 232V228H160V218L158 217V216H156V217H152V218H149L148 219V221H147ZM116 225V224H115ZM228 226V227H227ZM115 227H117V226H115ZM225 227V228H224ZM227 228V229H226ZM224 229H226V231L224 230ZM122 232V231H121ZM118 233V232H117ZM124 233V232H123ZM153 233V234H154ZM122 234V233H121ZM7 236V235H6ZM115 236H117V237H115ZM14 237V238H13ZM115 237V238H114ZM124 237L126 238L125 239V241H124V244L125 243H127V244H129V247H128V245H126V247L129 249L130 248V245L132 244V242H131V239H132V241H133V238H135V234H134V232H132V231H126L125 230V233H124ZM167 237L168 238H170V239H183V238H187V245L185 244V245H183V247L185 246V247H187V249H186V251H188L189 249L188 248H190V249H192L193 251L194 250H201V251H205L206 249L205 248H207V249H213V248H215L214 246H213V240L212 241H208V242H205V244L204 245H200L199 243L197 244V241L195 242V241H193V239H190V237L189 236H187V235H184L180 230H174V231H170L168 234H167ZM11 238V239H10ZM19 238V239H18ZM114 238V239H113ZM188 238L190 239V241H188ZM5 239H7V238H5ZM116 239H115V242H116ZM169 239V240H170ZM128 240V241H127ZM129 240H130V243H129ZM108 241H109V243H108ZM191 241L193 242V243H191ZM190 244H189V243ZM195 242V243H194ZM14 243V242H13ZM12 243V244H13ZM22 243H23V245H22ZM184 243V242H183ZM7 244H8V242H7ZM7 244H5V245H7ZM15 244V243H14ZM119 244V243H118ZM117 244V246L119 247V245ZM9 245V244H8ZM7 245V246H8ZM93 245V246H92ZM123 246H125V245H123ZM122 246V247H123ZM10 248V247H9ZM89 248V249H88ZM98 248V249H99ZM251 249V248H250ZM19 250H22V252L21 251H19ZM124 250H125V248H124ZM218 250V249H217ZM5 251H6V249H5ZM190 251V250H189ZM8 252V251H7ZM74 252V253H73ZM9 253V252H8ZM13 253V254H12ZM73 253V254H72ZM85 253V252H84ZM79 254V253H78ZM77 254V255H78ZM24 255H22V256H20L21 258L24 256ZM234 257V258H233ZM24 258V257H23ZM222 258V257H221ZM15 259V258H14ZM223 260V259H222ZM72 261V262H71ZM76 261V260H75ZM77 262V261H76ZM80 262V261H79ZM224 262V261H223ZM223 262H222V264H223ZM74 264H81V262L80 263H75L74 262Z\"/></svg>",
    "mask_w": 264,
    "mask_h": 264
},
{
    "label": "crops",
    "instance_id": "obj_3",
    "mask_svg": "<svg viewBox=\"0 0 264 264\" xmlns=\"http://www.w3.org/2000/svg\"><path fill=\"white\" fill-rule=\"evenodd\" d=\"M144 6L145 0H0V15L10 18L13 23L27 25L33 33L52 38H80L91 44L107 42L108 37L103 36L115 35L119 29L131 24L124 12L129 9L139 11ZM151 18L155 20L154 15ZM67 28L73 29L74 33L60 35L56 32ZM71 51L69 46L28 50L24 65L16 70L24 76L26 83V101L23 103L53 104L74 100ZM208 51L210 84L214 91L264 89V34L214 38ZM4 71L7 76L12 74L10 68ZM20 242L21 239L17 244L10 243L15 245L17 254V249L23 250L22 246L18 247ZM5 244L0 230V264H64V241L60 235L32 237L26 254L19 253L24 258L19 255V259L16 254L10 258L9 249L16 253L15 248Z\"/></svg>",
    "mask_w": 264,
    "mask_h": 264
}]
</instances>
